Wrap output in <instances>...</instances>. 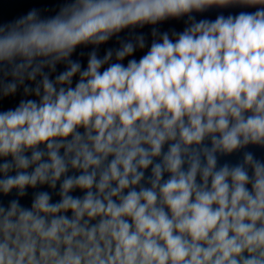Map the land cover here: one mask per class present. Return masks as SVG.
<instances>
[{
    "label": "clouds",
    "instance_id": "clouds-1",
    "mask_svg": "<svg viewBox=\"0 0 264 264\" xmlns=\"http://www.w3.org/2000/svg\"><path fill=\"white\" fill-rule=\"evenodd\" d=\"M258 152L264 0L0 19V264H264Z\"/></svg>",
    "mask_w": 264,
    "mask_h": 264
},
{
    "label": "water",
    "instance_id": "water-1",
    "mask_svg": "<svg viewBox=\"0 0 264 264\" xmlns=\"http://www.w3.org/2000/svg\"><path fill=\"white\" fill-rule=\"evenodd\" d=\"M62 3H63V0H3V2H0V19H3L4 21L14 19L17 16L23 15L31 8L40 9L41 13L45 16L55 15V13L61 7ZM241 10L242 9H239V8L226 9V10H223V12L225 15H228L229 13L235 14L236 12H239ZM246 10L251 11L252 9H246ZM217 14H219V10H214L204 15H206L210 19H215ZM184 27H185V23L183 20H180V21L170 20L160 25L161 31H170L171 29H176L177 31H181L183 30ZM143 31L147 35L148 42L150 44L152 38L150 36L149 28L146 27ZM123 35L126 36L127 34L125 33ZM118 46L119 45L116 43L115 39H113L108 44L102 45L100 47L101 55H103L104 50L106 48H109V47L115 48ZM139 55H142V53L138 52L137 57ZM73 58L76 59L78 57L74 56ZM84 65L86 67V60L84 61ZM59 70L63 71V65L59 67ZM20 98H22V94L15 98L4 100L3 107L4 108L14 107L16 104H18ZM257 154L262 155L264 153L258 152ZM45 190H48V189H45ZM74 194L82 195V193L79 190H77ZM58 198L59 197L54 196V199H58ZM22 203L27 205L30 203V199L24 200L22 201Z\"/></svg>",
    "mask_w": 264,
    "mask_h": 264
}]
</instances>
